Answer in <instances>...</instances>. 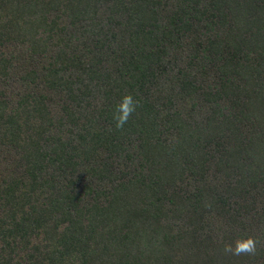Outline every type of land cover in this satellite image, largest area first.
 I'll use <instances>...</instances> for the list:
<instances>
[{
	"label": "trees",
	"instance_id": "trees-1",
	"mask_svg": "<svg viewBox=\"0 0 264 264\" xmlns=\"http://www.w3.org/2000/svg\"><path fill=\"white\" fill-rule=\"evenodd\" d=\"M0 264H264V0H0Z\"/></svg>",
	"mask_w": 264,
	"mask_h": 264
},
{
	"label": "clouds",
	"instance_id": "clouds-1",
	"mask_svg": "<svg viewBox=\"0 0 264 264\" xmlns=\"http://www.w3.org/2000/svg\"><path fill=\"white\" fill-rule=\"evenodd\" d=\"M138 102L133 99L131 94H125L114 106L112 118L116 129H122L129 121L131 115L136 111ZM258 241L251 237H241L235 239L230 244H225L223 251L225 253L240 256L253 255L256 252Z\"/></svg>",
	"mask_w": 264,
	"mask_h": 264
}]
</instances>
